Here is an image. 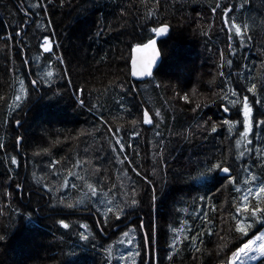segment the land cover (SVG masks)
<instances>
[{"label": "trees", "instance_id": "obj_1", "mask_svg": "<svg viewBox=\"0 0 264 264\" xmlns=\"http://www.w3.org/2000/svg\"><path fill=\"white\" fill-rule=\"evenodd\" d=\"M165 24L170 31L156 74L175 75L184 89L164 87L155 76L138 85L130 76L132 50L156 39ZM54 35L66 71L51 67L39 48ZM194 60L203 72L190 68ZM194 72L191 93L185 80ZM62 76L70 82L63 92ZM80 92L83 106L73 97ZM67 114L72 124L64 123ZM84 118L89 124L78 129ZM21 120L29 133L15 129ZM202 126L200 141L193 132ZM17 138L25 141L21 149ZM26 145L33 155L19 152ZM225 167L230 177H220ZM96 168L111 179L105 189L98 178L92 184ZM14 188L25 195L24 216ZM57 188L71 191L61 200ZM140 193L154 201L150 220L154 208L160 220L149 243L157 264H209L216 256L217 264H230L246 238L264 230V0H0V264H88L94 257L100 264H148L152 253L142 239L139 256L141 235L131 226L144 212ZM75 198L77 207L70 204ZM166 198H175L167 209ZM42 201L53 211L67 201V211L82 217L93 215L92 207L122 229L103 241L80 216L38 224ZM23 225L35 245L24 247H42L44 261L30 262L34 254L17 250ZM33 234L42 236L41 246ZM255 264H264V254Z\"/></svg>", "mask_w": 264, "mask_h": 264}, {"label": "rangeland", "instance_id": "obj_2", "mask_svg": "<svg viewBox=\"0 0 264 264\" xmlns=\"http://www.w3.org/2000/svg\"><path fill=\"white\" fill-rule=\"evenodd\" d=\"M195 14H199V15H203V12L200 11L199 9H196L195 10ZM200 18V17H199ZM55 36V40L52 41L53 45H54V50L57 48V45H58V39ZM48 38H51V37H48ZM47 39V38H45ZM56 42V43H55ZM59 47V46H58ZM60 50V48L58 49ZM187 54V53H186ZM50 66L52 67V65H56L57 67H60V70L62 69L61 67L63 66V62L61 60H57L56 58H51L50 59ZM192 63H194L196 65V68H197V71L198 69L202 70L203 72V62H199L194 60L192 62H190V68L192 67ZM67 69V65L65 64V69H62L63 71H66ZM191 70V69H190ZM49 75V74H48ZM49 77V76H48ZM178 77V75H177ZM198 77V74L195 72L191 75V77H189L188 79H184L185 81H189L188 84L187 82V87H186V90L190 91L191 93H193V90H194V84L196 83L194 80L195 78ZM155 78L156 80L159 82L160 85L164 86V87H174L175 86V89H184V87L186 85H178L176 84V77L175 75L173 74H168V73H158L155 75ZM70 83L69 81L67 82L66 78L62 76L59 84L57 85L58 89H60V91L63 92V88L66 87V85ZM51 91V90H50ZM25 93V90H23L22 88H20L19 90V95H18V100H22L23 98L26 97V93ZM203 95L204 97L208 100V99H213V94L210 93L209 90L207 89H203ZM76 103L79 105H84V96H82V93L80 92V94H75L73 95ZM187 97L189 98V103H190V100H192L190 98L189 95H187ZM33 96H32V93L30 94V96L25 99V103H29L31 100H32ZM88 99V97H87ZM89 102V101H88ZM30 107L32 108L33 107V103L30 105ZM87 108H89L88 104H87ZM70 114H67L65 115V118L68 119ZM56 116H59L57 117L56 121H60L62 119V115L60 116V114L56 115ZM69 122L67 121H64V123H69V124H72L73 122V118H70L68 119ZM19 122V125L18 127L15 129L17 130L18 128H22L24 127L23 131L24 133H29V130L28 127H29V124L27 125V123H22V120L21 121H18ZM83 124H89L88 120H86V118H84L83 122L80 124L78 123L77 126H78V129L79 128H84L82 125ZM32 124L30 123V126ZM216 125L220 128V123L217 122ZM236 126V129H237V126H238V123L235 124ZM93 127V126H92ZM77 128V127H76ZM94 129V127H93ZM197 132H193L195 134L196 137L199 138L200 141H203V126L200 128V130H196ZM87 131L84 129V133H86ZM92 132H89L87 134V137H90L92 136ZM20 139V138H19ZM31 139V138H30ZM29 139V140H30ZM144 139H146V135H144ZM18 140V138H17ZM28 140V141H29ZM19 141V140H18ZM17 141V142H18ZM23 142V141H22ZM21 142V143H22ZM13 143L15 144L14 146H16V140L13 141ZM25 143V141L21 144V146ZM29 143V142H27ZM147 143V142H146ZM19 144V143H18ZM19 146V148L21 147ZM11 149H12V145H10ZM24 149V147H22ZM21 149V148H20ZM22 151L20 150L19 152L20 153H25V155H33V151L30 149V147L28 145H26V148L25 150ZM203 149V148H202ZM106 150L105 147H103L101 149V153L99 154H102L103 157H106V153L103 154V152ZM36 151H38V149H36ZM140 152H141V156H142V159H144L146 157V152H147V149L145 147L143 148H140ZM37 154V153H36ZM61 155V154H60ZM84 157L86 159H89V151H87L86 153H83ZM111 157H106L105 160L107 161V159ZM203 159V158H202ZM140 164H146L145 166V170H146V167H147V159L145 160H140ZM95 166L94 164H91L90 167H89V170L91 171V168ZM185 168V167H183ZM94 171L97 172V175L94 177V180L92 181V184L94 185L96 181H101L100 184L101 186H103V188H107V186L109 184H111V179L109 177H106V174L105 172L102 170V169H93ZM93 172V171H92ZM22 175V173H21ZM89 178H91L90 174H88ZM56 179L59 180L60 179V176L59 175H55ZM98 178V180H97ZM49 183L52 182V179L49 178L48 180ZM90 182H91V179H90ZM28 187V186H26ZM102 188V189H103ZM57 188L56 189V193L57 194H54V197H59L61 200H63L64 198V194L66 193H70L71 189H68V188H65L63 190ZM20 190L18 189H12L10 192V194L13 196L14 198V201H15V206L17 209H19V211L21 212V214L24 216V212H25V209L28 208L27 206V201L25 200V195H21ZM25 193H26V196L29 194L28 193V188L26 189L25 188ZM153 198V197H152ZM139 203H141V207H142V211L144 210L143 213L141 214H137L135 215L134 214V220L132 221V224L131 226H136V230L138 232H140L139 235V238H140V235H141V242L138 243V245L140 246V253H139V256L142 252V248H141V244H142V239H143V243L145 242V244L143 246H145V252L148 254V247H149V251H151L152 253V264H157V254L154 250V246L152 248V246H150V238H153V239H156L157 237V223L160 222V220L158 221V216H157V212H156V209H152V214H151V219L152 221L150 220V214H149V210H148V205H151L152 203V206L155 207V205L153 204L154 201H151L149 196L147 195V193H140V194H137V198H136ZM18 200V201H17ZM88 200V199H87ZM155 200V199H154ZM175 198H166L165 199V205L163 206L165 209H167V205H171L173 202H174ZM75 201H77V198L73 199L70 204H72L73 206L77 207V203H75ZM69 203H67V201L65 202H61V206L62 208L59 209V211H53V210H49L46 206H45V201H42L41 202V207L39 209V218H37L38 220V224H47V225H51V224H55V221L58 219V218H61V219H64L66 221H68V219H72V218H75L76 216H80V214H76V212L74 211V213L70 212V211H67V209H69ZM82 206H80L79 208H83V206L85 204H83L81 202ZM87 208V206H86ZM89 209V213H92L94 212V214H90L88 215V213H86L83 217L80 216L81 220H88L89 223H90V229H88V232H92V229L93 231L96 229L98 231V234L100 237L101 240L103 241H108V240H112L115 238L117 232L121 231L122 227L120 226H115L116 224L115 223H111V224H106V223H109V222H106L104 223V220L103 218H101L100 214H97L96 210H93L92 207L88 208ZM82 211H87V210H82ZM81 211V212H82ZM55 213H61L59 217H56L54 216L53 214ZM165 215V214H164ZM165 217L167 218V215H165ZM77 218V217H76ZM169 219V216L167 218V220ZM103 220V221H102ZM20 223H23V220H20L18 221ZM162 222V221H161ZM168 221L166 222H162V223H167ZM35 228V227H34ZM36 228H38V226H36ZM33 229V230H37V229ZM35 232H38V231H35ZM134 232V230L132 231ZM16 233H17V236L15 237V243H16V248L17 250H23L24 253H28V254H34L31 256V261H34L37 260L39 257H43L42 260L44 261L45 260V257H44V254L46 255V253L43 251L42 252V247L40 248L41 252H39V248L38 249H33L35 251H31L29 249H26L24 247V245L26 247H29V246H32V247H35L34 243H31L34 241V239H30L29 238V235L30 232L27 231L25 225L23 226H20L18 228V230H16ZM28 234V235H27ZM103 234V235H102ZM34 236L38 237L37 240L35 241L36 244L38 246H41L40 244H42V242H44L41 238L42 236H39V235H36V234H33ZM44 237V236H43ZM145 239V240H144ZM120 240H124L123 238H121ZM245 244L242 245V248L240 250H238V254L236 253L235 257H234V260H230V264H255V261H256V258H259V257H262L263 254H264V230H262L261 232L257 233V234H253V236L249 237V238H246V240L244 241ZM243 243V242H242ZM245 249V250H244ZM37 251V252H36ZM36 252V253H34ZM215 260L210 262L209 264H217V262L219 261V258L216 256L214 258ZM2 258L0 257V262H1ZM145 260L148 261V264H150V259H148V257H145ZM88 264H100V258L99 257H94V258H91V260L89 262H87ZM74 264V263H73Z\"/></svg>", "mask_w": 264, "mask_h": 264}, {"label": "water", "instance_id": "obj_3", "mask_svg": "<svg viewBox=\"0 0 264 264\" xmlns=\"http://www.w3.org/2000/svg\"><path fill=\"white\" fill-rule=\"evenodd\" d=\"M169 30L170 27L168 25L160 27L157 39L132 50L130 58V76L134 82L138 84L146 83L156 75L164 58L160 44L162 39L167 36ZM227 114L229 115V112H227ZM18 125L19 122L16 126L18 127ZM21 142L22 139H19V146H21ZM231 175L232 173L227 167L220 171V176L223 178L230 177Z\"/></svg>", "mask_w": 264, "mask_h": 264}, {"label": "built area", "instance_id": "obj_4", "mask_svg": "<svg viewBox=\"0 0 264 264\" xmlns=\"http://www.w3.org/2000/svg\"><path fill=\"white\" fill-rule=\"evenodd\" d=\"M41 47H42V49H43L45 52H51V50H50V45H49V42H48V41H44V42L41 44Z\"/></svg>", "mask_w": 264, "mask_h": 264}, {"label": "flooded vegetation", "instance_id": "obj_5", "mask_svg": "<svg viewBox=\"0 0 264 264\" xmlns=\"http://www.w3.org/2000/svg\"><path fill=\"white\" fill-rule=\"evenodd\" d=\"M203 92V91H202Z\"/></svg>", "mask_w": 264, "mask_h": 264}]
</instances>
